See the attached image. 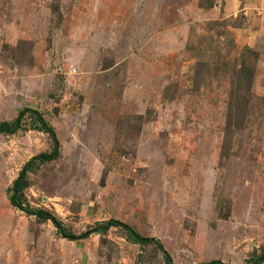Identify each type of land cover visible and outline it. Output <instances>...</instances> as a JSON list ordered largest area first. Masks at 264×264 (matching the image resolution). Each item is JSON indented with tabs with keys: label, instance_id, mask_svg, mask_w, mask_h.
<instances>
[{
	"label": "rangeland",
	"instance_id": "374dc122",
	"mask_svg": "<svg viewBox=\"0 0 264 264\" xmlns=\"http://www.w3.org/2000/svg\"><path fill=\"white\" fill-rule=\"evenodd\" d=\"M26 106L61 152L30 172L25 201L72 231L121 219L175 264L242 263L264 243V1L0 0V121ZM50 147L37 130L0 135V264H165L122 228L70 240L10 203Z\"/></svg>",
	"mask_w": 264,
	"mask_h": 264
},
{
	"label": "trees",
	"instance_id": "16d2710c",
	"mask_svg": "<svg viewBox=\"0 0 264 264\" xmlns=\"http://www.w3.org/2000/svg\"><path fill=\"white\" fill-rule=\"evenodd\" d=\"M246 51L248 53H245L242 56L241 61L236 64V79H233V83L238 89L234 90L229 101L230 110H235L234 112L238 115L244 114L249 108V97L245 93L242 94L239 89L243 85H246L249 88L253 86L257 69L256 52L250 49H247ZM27 118H29V120H27ZM238 121L242 123V118H238ZM21 130H37L48 134L51 139V147L49 150L42 151L32 156L20 169L12 186L8 189V198L14 207L25 212L27 215L36 216L40 220L51 221L57 228L58 233L62 237L70 240L85 239L96 233H107L112 227L122 228L125 230L130 241L141 245L154 244L162 251L165 264H175L171 254L159 239L143 235L134 226L121 219L109 218L105 221L96 222L94 225L88 226L84 231L76 233L67 227L63 221L50 210L29 205L25 201V189L30 185V172L40 164L56 160L60 156L61 142L58 138L56 128L46 118L45 114L40 110L29 106L20 109L13 119L0 121V135L16 134ZM201 264H264V243L258 249H255L242 263H232L225 262L222 259H212L204 261Z\"/></svg>",
	"mask_w": 264,
	"mask_h": 264
},
{
	"label": "crops",
	"instance_id": "0c3cea01",
	"mask_svg": "<svg viewBox=\"0 0 264 264\" xmlns=\"http://www.w3.org/2000/svg\"><path fill=\"white\" fill-rule=\"evenodd\" d=\"M242 1H244V0H242ZM257 1H264V0H257Z\"/></svg>",
	"mask_w": 264,
	"mask_h": 264
}]
</instances>
